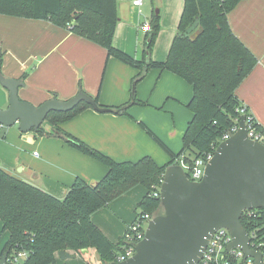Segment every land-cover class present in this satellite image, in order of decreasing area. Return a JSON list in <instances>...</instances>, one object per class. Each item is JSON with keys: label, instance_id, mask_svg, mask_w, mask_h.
<instances>
[{"label": "crops", "instance_id": "obj_1", "mask_svg": "<svg viewBox=\"0 0 264 264\" xmlns=\"http://www.w3.org/2000/svg\"><path fill=\"white\" fill-rule=\"evenodd\" d=\"M133 0H117L118 24L113 45L140 59L145 31L154 9H158L160 29L152 48L154 61H165L177 34L184 0H144L140 7ZM149 4V5H148ZM234 35L256 57L253 70L234 94L255 121L264 127V0H241L228 14ZM0 75L21 81L20 100L38 106L52 99L74 97L79 90L111 112L87 108L72 119L42 128L60 129L115 162L136 163L150 158L164 166L169 157L138 126L141 121L174 154L182 147V137L192 118L187 105L193 89L185 80L167 71L150 69L134 81L139 70L107 58L100 46L72 34L47 20L0 15ZM8 106V92L0 85V109ZM125 111L115 112L114 108ZM36 153V155H35ZM0 167L10 175L50 195L62 199L76 178L93 185L106 173V167L70 147L58 136L35 131L21 133L17 124L0 128ZM135 186L95 212L91 220L112 242L117 243L135 220L137 205L145 195ZM8 240L0 223V254ZM64 260L56 255L54 264H101L93 249L80 253L67 251Z\"/></svg>", "mask_w": 264, "mask_h": 264}, {"label": "trees", "instance_id": "obj_2", "mask_svg": "<svg viewBox=\"0 0 264 264\" xmlns=\"http://www.w3.org/2000/svg\"><path fill=\"white\" fill-rule=\"evenodd\" d=\"M240 1L184 0L177 34L165 61L158 62L151 58L160 29L158 15L152 16L145 31L142 57L136 59L113 45L119 20L117 0H0V15L47 20L68 29L103 48L107 58H115L139 70L136 82L150 69L167 70L193 89L187 105L192 118L178 153H172L141 121L137 122L169 157L162 167L148 157L136 163L115 162L60 129L51 128L46 132L41 125L35 132L62 138L70 147L103 164L106 173L93 185L76 178L65 196L58 199L0 167V223L3 232L8 234L0 258L6 251L23 250L28 253L25 264H54L60 251L80 253L93 249L101 264H110L122 253L124 235L117 243H112L92 222L95 212L108 207L135 186H142L146 193L137 205L135 220L145 214L153 217L161 214L160 198L153 193L159 191L165 169L177 165L179 160L192 165L195 159L212 152L222 136L238 125L241 109L246 118H251L256 132L264 136V127L234 94L257 63L256 57L234 35L228 23V14ZM1 66L0 54V70ZM87 108L91 107L81 102L68 112H50L44 122L52 127ZM114 110L125 113L120 107ZM186 176L190 178L189 173ZM240 223L248 231L244 221Z\"/></svg>", "mask_w": 264, "mask_h": 264}, {"label": "water", "instance_id": "obj_3", "mask_svg": "<svg viewBox=\"0 0 264 264\" xmlns=\"http://www.w3.org/2000/svg\"><path fill=\"white\" fill-rule=\"evenodd\" d=\"M154 15H158L157 8ZM0 85L8 92V106L0 109V126L17 124L21 133L38 130L50 112H68L81 102L95 111L111 112L82 91L66 101L52 98L33 106L18 97L21 81L0 75ZM159 198L163 212L148 221L134 254L110 264H196L210 236L220 228L230 232L228 248H239L260 264L259 253L248 247L240 218L245 210L264 209V143L248 138L244 115L239 117L236 132L218 144L199 181H191L179 165L168 166ZM7 253L0 264H5ZM57 256L70 257L63 251Z\"/></svg>", "mask_w": 264, "mask_h": 264}, {"label": "built area", "instance_id": "obj_4", "mask_svg": "<svg viewBox=\"0 0 264 264\" xmlns=\"http://www.w3.org/2000/svg\"><path fill=\"white\" fill-rule=\"evenodd\" d=\"M132 4L135 7H140L142 5V0H133ZM148 28V23H145L142 27L143 31H146ZM239 112L244 115L242 109L239 110ZM250 121L251 118L245 117V126L247 129L248 138L253 141L264 143L262 141L264 136L256 132ZM0 128L2 127L0 126ZM237 128L238 125L227 131L222 136L219 143L230 138L236 132ZM217 146L212 147V152L207 153L203 157L195 159L192 165H188L182 160H179L177 165L182 167L185 174L189 173V179L191 181L197 182L201 179L204 167L206 163L212 158ZM162 180L160 181L161 183ZM153 195L155 197H159L160 188L159 191L157 193H153ZM152 218L153 216L145 214L140 219L135 220L129 225L126 232L124 233L125 245L123 246L122 253L116 256L113 262H123L134 254L135 245L143 239L148 221ZM241 221H244L246 227L248 228V231L245 228L244 229L248 237L249 249L253 252L259 253L260 264H264V209H249L243 211L240 218V222ZM231 242L232 237L227 229L220 228L216 230L210 236L205 251L196 264H256L254 258L246 257L244 252L239 248H228ZM27 257L28 253L26 251H11L7 253L5 264H25Z\"/></svg>", "mask_w": 264, "mask_h": 264}, {"label": "rangeland", "instance_id": "obj_5", "mask_svg": "<svg viewBox=\"0 0 264 264\" xmlns=\"http://www.w3.org/2000/svg\"><path fill=\"white\" fill-rule=\"evenodd\" d=\"M149 5V4H148ZM148 6L146 5V0H144V7H143V10L145 9V8H147ZM149 8V7H148ZM3 128V127H2ZM4 129H5V127H4ZM262 141L264 142V138H262ZM103 209H105V210H108L109 208L108 207H106V208H103Z\"/></svg>", "mask_w": 264, "mask_h": 264}]
</instances>
